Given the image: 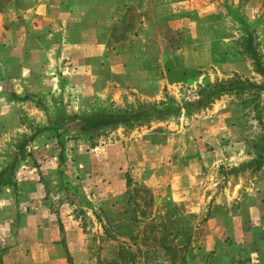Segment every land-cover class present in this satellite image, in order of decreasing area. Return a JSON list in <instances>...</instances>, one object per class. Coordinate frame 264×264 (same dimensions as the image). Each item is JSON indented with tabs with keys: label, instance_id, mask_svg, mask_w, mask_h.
I'll list each match as a JSON object with an SVG mask.
<instances>
[{
	"label": "rangeland",
	"instance_id": "1",
	"mask_svg": "<svg viewBox=\"0 0 264 264\" xmlns=\"http://www.w3.org/2000/svg\"><path fill=\"white\" fill-rule=\"evenodd\" d=\"M1 2L0 13L6 15L8 24H25L33 15L19 14L17 3L9 5L11 0ZM222 2L221 20L203 24L200 30V41L206 44L203 48L211 51L210 56L201 59L205 63L202 67L180 69V60L173 58L165 69L160 62L162 54L176 55L181 39L162 27L156 48L147 47L149 39H138L134 46L143 69L138 73L129 67L125 76H116L115 89L110 86L93 93L83 88L87 80L98 86L107 72L100 67L99 72L85 77L77 66L82 58L72 61L71 55L59 59L55 70L54 65L43 73L40 70L41 80L36 72L26 84L6 87L7 92L26 98L23 103L9 101L6 112H0V169L24 137L36 134L15 170L16 188L0 191V247L6 248L3 264H32L27 262V247L19 248L18 241L40 237L21 233L23 216L33 209L44 211L40 218L43 226H48L49 219L52 225L56 221L60 224L62 243L67 246L63 244V252L53 242L59 249V260L48 264H69V259L72 264H95L97 258H110L115 243L105 242L99 250V242L104 239L102 227L107 226L119 242L136 237L140 264H171L159 247L162 225L171 233L166 237L168 241L173 239L180 245L190 240L183 264H264V161L260 166L254 163L264 155V90L248 87L264 85V76L257 71L246 45L247 35L251 34L252 48L264 73V16L260 17L264 15V3L262 13L249 18L242 7L234 9L229 2ZM134 17L129 11L128 25L137 24ZM149 59L156 70H148ZM228 81L248 89L221 95L205 108H181L178 114L162 120L112 128L92 137L76 128L60 129L63 151L57 143L59 138L51 131H39L57 113L133 112L143 105L162 103L182 107L197 101L204 85ZM0 109H5L1 102ZM143 136L148 144L162 148L144 153L145 142L129 144ZM114 145L119 149L111 151L112 160L121 162L123 170L118 174L130 184L124 192L109 196L111 192L100 182L102 175L98 178V165L91 160L96 151L91 153L90 149ZM188 156L193 198L175 200L172 168L180 171ZM148 159L150 165L159 167L158 187L148 188L147 195L135 193L138 178L129 166ZM139 185L147 188L143 182ZM37 188H41V197L35 192ZM129 196L146 200L152 197V206L144 205L139 198L127 201ZM135 207L150 212V217L138 218L139 223L130 221ZM152 226L156 228L152 230ZM212 241L214 245L207 248Z\"/></svg>",
	"mask_w": 264,
	"mask_h": 264
},
{
	"label": "crops",
	"instance_id": "2",
	"mask_svg": "<svg viewBox=\"0 0 264 264\" xmlns=\"http://www.w3.org/2000/svg\"><path fill=\"white\" fill-rule=\"evenodd\" d=\"M225 1L229 2L234 9L242 7L249 18L251 16L254 18V15H260L263 11L264 0ZM15 3L19 8L18 11L21 12L19 14L31 12L33 15L25 24L12 25V23H7V19L4 17L6 15L0 13V102L5 108L4 110L0 109V112H6L9 101L16 100L23 103L26 98L21 95L22 98H20L11 91L7 92L6 87L22 86L27 83L29 78L36 77V72L41 70L43 73L50 70L53 65V70H55L58 60L63 59L65 55H71L72 61L79 57L82 58L81 64H77V66L79 67L78 71L84 73L85 77L99 72L100 67L102 72H107L106 78L100 84L98 83V86L95 81L87 80L84 83L83 80L82 87L87 91L91 90L93 93H97L99 88L103 90L110 86L114 88L118 84L116 76H125L129 67L138 73L143 69L140 66L142 61L136 56L137 47L134 46L136 42H139L138 39H149L147 47L149 46L150 50L156 48V38L161 36L159 29L162 27H168L175 36L177 34V37L181 39L180 46L176 47V55L162 54L160 62L165 65V69L169 68L167 65L173 58L180 60V65L177 66L180 69L202 67L205 63L201 59L210 56L211 51L203 48L206 44L200 41V30L203 24H211L216 22V19L217 21L221 20L223 2L222 0H11L9 5L14 6ZM129 11L135 16L133 21L137 23L133 26L127 24ZM262 16L264 15L262 14L260 17L262 18ZM164 24L165 26H162ZM248 36L252 37L251 34H248L247 38ZM56 55L58 58L54 57ZM157 62L158 59L155 56L156 66H158ZM41 63L42 65H39ZM96 64L98 65L96 66ZM148 70H156V67L152 68L150 59ZM37 74L39 75L36 78L41 80L40 72ZM41 76L43 75L41 74ZM3 97H8V99L4 100ZM92 111L95 110L83 113V115L93 114ZM73 115L78 114L57 113L52 119ZM144 137L130 140L129 144L145 142L144 153L146 151L151 153L152 150L162 148L159 145L148 144L147 138ZM118 149L117 145L112 147L96 146L94 149H90L91 153L96 151L92 154L91 160H93L94 166L98 165L100 170L97 171L98 178L102 175L100 182L103 186H107L108 191L111 192L109 196L119 193L120 190L124 192L127 186L126 178H123L121 173L118 174L123 170L120 171L121 162L114 163L112 160L114 156L111 151ZM165 149H169V147ZM140 152L139 149L137 153ZM15 153L2 168L11 163ZM150 163L149 159L144 162L132 163L129 169L136 175L139 184L143 182L147 188L155 189L159 182V167L152 166ZM173 165L174 163L171 161L170 166ZM190 166L191 159L188 156L187 160L182 163L180 171L172 168L171 189L172 197L175 200L193 198ZM40 189L37 188L35 191L37 195H39ZM39 197L41 196L39 195ZM41 211L43 210L33 209L30 211L31 213H26L22 219V221L25 219V222L21 226V233H32L40 237H25L18 241L19 248L27 247L26 251L29 255L27 262L32 264H48L55 259L59 260V256L56 254L59 249L54 248L53 242L58 243L57 246H60L61 251L64 252L65 249L62 247L64 243H62L63 235L60 224L56 221L52 225V220L49 219L48 226H43L40 219ZM210 244L207 245V248L212 247L214 241ZM65 247L67 246L65 245ZM20 253L22 254V252Z\"/></svg>",
	"mask_w": 264,
	"mask_h": 264
},
{
	"label": "trees",
	"instance_id": "3",
	"mask_svg": "<svg viewBox=\"0 0 264 264\" xmlns=\"http://www.w3.org/2000/svg\"><path fill=\"white\" fill-rule=\"evenodd\" d=\"M1 1L10 0H0V5L3 3ZM252 37L248 36L247 38V48L249 53L251 54L252 60L256 63V69L261 75L264 76L262 73L261 63L258 59L257 54L253 51L252 48ZM244 86V87H243ZM248 87L252 88L253 90H264V85L254 86L252 84L248 85ZM248 89L243 84H234V82H226V83H213L204 85L201 89H199V98L197 101H193L190 103H184L182 107H174L170 104H150V105H143L137 111L133 112H94L93 114L89 115H73V116H59L49 122V124L45 127H42L39 131H51L57 140V143L60 147V150L63 151L64 149V142L59 137L60 129L67 130L69 128H76L81 134L87 135L89 137L94 136V134H98L100 132L106 131L108 129L117 128V127H126L131 128L134 125L139 123H145L150 120H162L167 118L170 115L178 114L181 108L190 111V109L194 108H205L207 105L211 104L214 100L218 99L221 95L230 94V93H238L240 91H245ZM36 133H34L30 137H25L22 139L16 147V153L9 165L5 168H2L0 171V190L3 187H16V182L14 179L15 170L18 167V163L25 157V147L29 142H32ZM259 160L255 161L254 163L260 166L264 161V155L259 156ZM130 184V180H127V187ZM137 188L133 189L135 193L141 192L147 195L149 193V189L142 186L136 185ZM141 200L144 205L152 206V197H149V200H146L142 197H128L127 201ZM151 213L145 210L138 211V208H133L130 214V221L136 223L138 222V218H148L150 217ZM140 222V221H139ZM138 222V223H139ZM137 223V224H138ZM152 230L156 228V226L151 227ZM103 229V236L104 239L100 240L99 250L102 249V246L105 242H113L114 245V252L110 258H97L95 264H140V258H138V254L140 253V244L136 242V237H131L128 239L127 242H119L115 238L113 234L110 233L109 226L102 227ZM161 234L159 237V247L161 250L164 251L170 257L171 264H178V261L181 260L179 264H183L186 262L185 260V253L189 249L190 240L186 239L184 243L177 244L173 243V239L168 241L166 238L170 236V232L167 226L162 225L160 226ZM177 232L175 234H178ZM154 239V238H153ZM170 242V243H169ZM172 242V243H171ZM6 248L0 247V264H3V255L5 254ZM69 264H72L69 259Z\"/></svg>",
	"mask_w": 264,
	"mask_h": 264
}]
</instances>
